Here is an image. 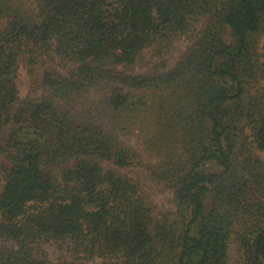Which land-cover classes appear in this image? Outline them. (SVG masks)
Listing matches in <instances>:
<instances>
[{
    "label": "trees",
    "instance_id": "16d2710c",
    "mask_svg": "<svg viewBox=\"0 0 264 264\" xmlns=\"http://www.w3.org/2000/svg\"><path fill=\"white\" fill-rule=\"evenodd\" d=\"M0 28V264H264V0H0Z\"/></svg>",
    "mask_w": 264,
    "mask_h": 264
},
{
    "label": "rangeland",
    "instance_id": "374dc122",
    "mask_svg": "<svg viewBox=\"0 0 264 264\" xmlns=\"http://www.w3.org/2000/svg\"><path fill=\"white\" fill-rule=\"evenodd\" d=\"M2 28H0V31ZM261 47H264V40L261 42ZM52 67H56L55 64L52 65ZM71 68H69L67 71H62V74L66 75ZM137 72L140 73H145L147 71L146 68L143 70L138 69L136 70ZM17 86L19 90V96L21 99H24L26 97H32L36 98L39 97L43 94V91L41 88H37L34 84L33 79L28 75L27 73V68L24 62H21L19 65V70H18V75H17ZM39 84V82H37ZM4 137H0V140H2ZM124 141L127 145L137 148V142L135 139L132 138H124ZM262 160L264 161V157L261 156ZM6 164L0 160V170H4L6 168ZM122 174L125 177L132 178V177H140L142 180L146 183V190L148 194H154L156 195V200L160 206L163 205H168L169 200L171 199V195L169 193L164 192L161 188L154 186L152 183H150L144 173L142 171H137V170H123ZM3 190V184L0 183V194L2 193ZM43 249L46 251L48 254V257L52 261H57L58 259L61 258L62 255L66 254V251L60 252L58 248L53 244V243H45L43 245ZM231 258L232 262L231 264H236V254L233 252L231 253Z\"/></svg>",
    "mask_w": 264,
    "mask_h": 264
}]
</instances>
